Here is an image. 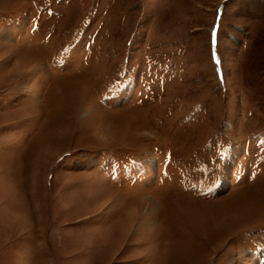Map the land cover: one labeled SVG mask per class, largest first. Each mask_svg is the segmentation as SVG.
I'll list each match as a JSON object with an SVG mask.
<instances>
[{
    "label": "rangeland",
    "instance_id": "374dc122",
    "mask_svg": "<svg viewBox=\"0 0 264 264\" xmlns=\"http://www.w3.org/2000/svg\"><path fill=\"white\" fill-rule=\"evenodd\" d=\"M0 264H264V0H0Z\"/></svg>",
    "mask_w": 264,
    "mask_h": 264
},
{
    "label": "bare ground",
    "instance_id": "6f19581e",
    "mask_svg": "<svg viewBox=\"0 0 264 264\" xmlns=\"http://www.w3.org/2000/svg\"><path fill=\"white\" fill-rule=\"evenodd\" d=\"M248 200V199H247Z\"/></svg>",
    "mask_w": 264,
    "mask_h": 264
}]
</instances>
